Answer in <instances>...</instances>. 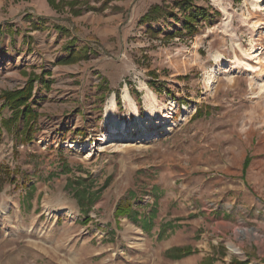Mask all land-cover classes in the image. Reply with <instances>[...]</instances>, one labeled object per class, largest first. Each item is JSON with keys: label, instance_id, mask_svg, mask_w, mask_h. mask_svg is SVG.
I'll return each instance as SVG.
<instances>
[{"label": "rangeland", "instance_id": "rangeland-1", "mask_svg": "<svg viewBox=\"0 0 264 264\" xmlns=\"http://www.w3.org/2000/svg\"><path fill=\"white\" fill-rule=\"evenodd\" d=\"M39 1L0 0V93L35 75L39 114L25 141L0 108V166L15 178L0 174V264H264V0H112L81 24ZM62 159L109 178L86 223L66 176L49 174ZM129 191L140 213L155 206L149 231L115 216ZM173 246L192 252L166 257Z\"/></svg>", "mask_w": 264, "mask_h": 264}, {"label": "trees", "instance_id": "trees-1", "mask_svg": "<svg viewBox=\"0 0 264 264\" xmlns=\"http://www.w3.org/2000/svg\"><path fill=\"white\" fill-rule=\"evenodd\" d=\"M98 1V0H97ZM112 0H101L99 6H92L89 4V0H47L49 6L59 11L67 7L68 12L72 15L81 14L84 10H94L101 11L107 4ZM188 1V0H184ZM186 3V2H185ZM162 7L160 4H153L142 16L140 17L141 22H148L153 17H155ZM197 12H189L184 17V29H187L191 34L195 33L197 30V25L192 20H197L198 17L206 19L209 14L207 10L201 6L196 8ZM206 11V12H205ZM77 53V52H76ZM79 55L74 54V52H69L65 58H63L64 63H72L79 59ZM153 74V78L157 77V74ZM37 80L35 75L28 77L25 84L20 88H15L12 90H4L0 93L1 105L0 108H7L10 111V117L2 118L1 123L7 128V131L14 133V136L25 141H31L35 134V125L38 120V112L32 107L34 82ZM156 81V80H155ZM152 88L160 93L162 91L170 92L167 88H156L155 83L150 81ZM118 97V92L116 93ZM203 112L198 108L195 110L193 117H200ZM22 125V134L19 133L18 129ZM248 162V156L245 157L243 162V170ZM81 174H77L76 172ZM83 173V174H82ZM0 174L3 178H9L11 181H15V178L11 177V170L8 166H0ZM51 176L65 175V185L64 189L68 191L72 197L75 199L80 214L84 217L83 223L89 221V212L93 209L94 204L99 200L102 191L108 186L109 178H107L102 184L98 182L97 177L89 171H86L82 166L77 165L76 167L71 166L65 159L60 160L59 167L56 170L50 171ZM2 178V177H1ZM26 189H30V192L35 189L34 185L26 186ZM154 189V186H152ZM29 192L26 191L25 196H29ZM129 199L121 201L117 204L115 210V216L126 215L136 222H140L141 226L145 230H150L156 223L154 222V217L156 214L155 206H153L148 213H140L139 210L133 207L130 198L134 197V193L129 191ZM155 202L159 197L156 192L154 194ZM24 198V196H23ZM28 203V202H27ZM139 218H137V217ZM170 220L161 222L158 225V238L161 239L166 236L167 231L174 228ZM192 252L189 246H173L165 250L164 255L169 258L179 259L181 257L187 256Z\"/></svg>", "mask_w": 264, "mask_h": 264}, {"label": "crops", "instance_id": "crops-1", "mask_svg": "<svg viewBox=\"0 0 264 264\" xmlns=\"http://www.w3.org/2000/svg\"><path fill=\"white\" fill-rule=\"evenodd\" d=\"M33 2V0H31V3ZM40 2V4H43V8L42 9H44V13L47 15H51V13H53V10L49 7V5H47V3L45 2V0L44 1H39ZM85 13V12H84ZM82 13V15H79L78 17H76L77 18V20H79L80 21V24L81 23H83L85 20L87 21V22H97L98 20H99V18L97 19V18H93V15H91V14H89V13ZM37 21V20H36ZM76 20H72V22L73 23H75V24H77L78 22H75ZM109 28V31H110V29H111V27H108Z\"/></svg>", "mask_w": 264, "mask_h": 264}, {"label": "bare ground", "instance_id": "bare-ground-1", "mask_svg": "<svg viewBox=\"0 0 264 264\" xmlns=\"http://www.w3.org/2000/svg\"><path fill=\"white\" fill-rule=\"evenodd\" d=\"M124 93H126V89H124ZM112 98H113L112 96L109 98V104H112V103H113V101H112L113 99H112ZM113 105H114V104H113ZM113 105H112V106H113ZM123 123H124V121H121V125H122ZM111 131H112V132H115V131H116V126H112V127H111ZM231 248H232V247H231ZM232 250L235 251V252H237L234 248H232Z\"/></svg>", "mask_w": 264, "mask_h": 264}]
</instances>
